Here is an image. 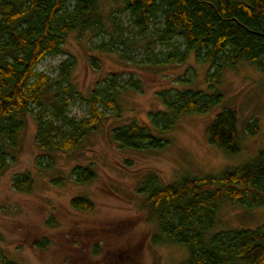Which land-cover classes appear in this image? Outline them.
Returning a JSON list of instances; mask_svg holds the SVG:
<instances>
[{
  "label": "rangeland",
  "instance_id": "rangeland-1",
  "mask_svg": "<svg viewBox=\"0 0 264 264\" xmlns=\"http://www.w3.org/2000/svg\"><path fill=\"white\" fill-rule=\"evenodd\" d=\"M118 8L106 5L104 11H112L115 21L105 19L104 33H73L60 53L46 56L36 67L37 73L55 79L63 62L73 64L67 85L75 97L66 115L75 120L89 115L91 95L107 91L110 78L120 85L133 79L138 87L117 93L112 109L98 105L102 120L72 154L46 156L38 148L36 107L21 119L23 130L16 147L5 149V165L0 168V252L16 264H180L187 258L186 248L151 241L156 225L147 221V212L140 209L139 194L147 177L156 175L161 183L170 184L188 174L217 176L246 163L264 146L263 73L241 61L233 69H223L218 81L210 82L208 73L213 69L197 62L194 54L183 62L152 66L149 62L154 55L157 61H166L167 53L182 51L181 39L160 44L157 22L140 35L127 13H116ZM110 41L115 42L110 51L97 50ZM91 57L97 66L91 64ZM186 89L207 95L217 91L222 101L207 114L180 117L168 133L154 132L166 143L162 149L136 152L114 141V131L129 123L149 127L150 113L163 110L160 94ZM223 109L236 113L241 140V151L229 158L209 144L206 133ZM254 122L258 133L249 136L246 127ZM47 164L52 168L46 169ZM76 166H90L94 180L76 182ZM18 176L30 178V192L14 188L13 180ZM76 197L89 200L93 209H74L72 200ZM260 226H264V207L247 209L225 203L212 232Z\"/></svg>",
  "mask_w": 264,
  "mask_h": 264
},
{
  "label": "trees",
  "instance_id": "trees-1",
  "mask_svg": "<svg viewBox=\"0 0 264 264\" xmlns=\"http://www.w3.org/2000/svg\"><path fill=\"white\" fill-rule=\"evenodd\" d=\"M107 4L118 5V14L127 13L140 35H145L157 22L160 27L156 39L160 44L181 39L182 51L167 53L166 61H157L154 55L149 62L152 66L183 62L194 54L197 62L207 63L213 69L208 73L210 82L218 81L223 69H233L241 61L253 64L264 74V0H0V168L5 165V149L16 147L23 130L21 119L35 107L38 148L46 156L72 154L102 120L98 105L112 109L117 93L137 89L133 79L120 85L114 77L110 78L107 91L91 95L89 115L75 120L66 115L67 106L75 97L72 87L67 85L73 64L63 62L55 79L36 72L42 59L62 51L71 34L104 33L105 19L115 21L112 11H104ZM113 44L110 41L97 50L110 51ZM89 60L97 66L93 57ZM56 85L58 88H54ZM159 97L163 110L150 113L149 127L132 122L114 131L112 137L121 148L136 152L162 149L166 143L154 132L168 133L180 117L207 114L222 101V94L217 91L207 95L189 89L162 93ZM206 133L209 144L225 157H234L241 151L233 110L217 113ZM246 133L255 136L257 123L247 125ZM52 166L47 164L45 168ZM73 175L82 184L95 178L90 166L74 167ZM13 186L18 191L30 192L31 180L18 176ZM139 194L140 209L147 212V221L156 225L152 243H176L186 248L187 258L180 264H264V226L212 232L225 203L247 209L264 207V146L246 163L217 176L188 174L163 184L152 175ZM72 207L89 212L93 204L76 197ZM0 264L16 263L0 252Z\"/></svg>",
  "mask_w": 264,
  "mask_h": 264
}]
</instances>
